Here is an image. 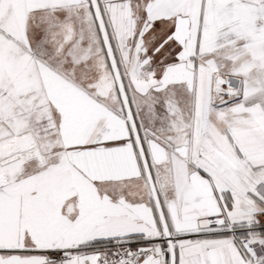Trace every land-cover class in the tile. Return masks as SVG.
<instances>
[{"label":"snow or ice","instance_id":"1","mask_svg":"<svg viewBox=\"0 0 264 264\" xmlns=\"http://www.w3.org/2000/svg\"><path fill=\"white\" fill-rule=\"evenodd\" d=\"M0 264H264V0H0Z\"/></svg>","mask_w":264,"mask_h":264}]
</instances>
